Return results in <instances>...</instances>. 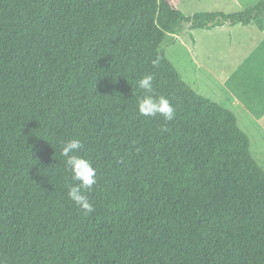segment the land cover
<instances>
[{
  "label": "trees",
  "instance_id": "16d2710c",
  "mask_svg": "<svg viewBox=\"0 0 264 264\" xmlns=\"http://www.w3.org/2000/svg\"><path fill=\"white\" fill-rule=\"evenodd\" d=\"M225 24L264 31V0L192 16L171 0H0V264H264L250 136L164 48ZM146 74L173 120L138 113ZM72 138L96 169L87 215L67 195Z\"/></svg>",
  "mask_w": 264,
  "mask_h": 264
},
{
  "label": "rangeland",
  "instance_id": "374dc122",
  "mask_svg": "<svg viewBox=\"0 0 264 264\" xmlns=\"http://www.w3.org/2000/svg\"><path fill=\"white\" fill-rule=\"evenodd\" d=\"M171 1L192 16L239 12L260 0ZM164 48L188 84L236 114L239 126L250 136L253 156L264 167V31L254 24L188 28L180 35L168 34Z\"/></svg>",
  "mask_w": 264,
  "mask_h": 264
},
{
  "label": "clouds",
  "instance_id": "9594fccd",
  "mask_svg": "<svg viewBox=\"0 0 264 264\" xmlns=\"http://www.w3.org/2000/svg\"><path fill=\"white\" fill-rule=\"evenodd\" d=\"M156 61H153L155 64ZM154 76L146 74L138 81V88L143 90V94L137 96V111L142 117L162 116L165 121H171L175 117V107L169 99L163 95L157 96L153 89ZM83 147V142L77 138H72L64 143L61 155L65 157V164L71 172V178L76 183L68 186L67 195L69 199L79 206L85 215L94 211L93 204L86 193L93 190L97 183L96 169L92 162L84 156L78 154Z\"/></svg>",
  "mask_w": 264,
  "mask_h": 264
},
{
  "label": "crops",
  "instance_id": "0c3cea01",
  "mask_svg": "<svg viewBox=\"0 0 264 264\" xmlns=\"http://www.w3.org/2000/svg\"><path fill=\"white\" fill-rule=\"evenodd\" d=\"M235 100L237 101V103L239 104V105H242V102L240 101V99L238 98V96L235 94ZM243 108H245L244 106H243ZM248 112H250L249 110H247ZM254 115V114H253ZM257 120H258V118H257ZM258 161V160H257ZM259 162V161H258ZM260 163V162H259ZM261 164V163H260ZM262 165V164H261Z\"/></svg>",
  "mask_w": 264,
  "mask_h": 264
}]
</instances>
